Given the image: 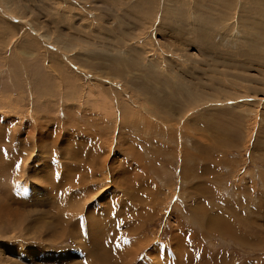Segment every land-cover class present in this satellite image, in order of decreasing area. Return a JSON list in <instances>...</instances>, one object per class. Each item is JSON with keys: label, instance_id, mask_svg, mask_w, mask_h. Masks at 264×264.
Instances as JSON below:
<instances>
[{"label": "rangeland", "instance_id": "1", "mask_svg": "<svg viewBox=\"0 0 264 264\" xmlns=\"http://www.w3.org/2000/svg\"><path fill=\"white\" fill-rule=\"evenodd\" d=\"M263 129L264 0H0V264H264Z\"/></svg>", "mask_w": 264, "mask_h": 264}, {"label": "crops", "instance_id": "2", "mask_svg": "<svg viewBox=\"0 0 264 264\" xmlns=\"http://www.w3.org/2000/svg\"><path fill=\"white\" fill-rule=\"evenodd\" d=\"M256 131H258V130H256ZM260 131V130H259ZM261 132V131H260ZM256 133H258V132H256ZM262 134H263V136H264V129H263V131L261 132ZM260 134V133H259ZM264 139V138H263ZM262 139V137H258V136H256L255 137V139H254V145L252 146V148L254 147V151H253V157L256 159V161L254 160V162H251V164L254 166L253 167V174L251 173V175L253 176L252 178L249 176V174H248V176H247V181L249 180L250 182L252 181V180H260V181H263L264 180V140ZM252 155V153H250V156ZM230 164H228V166H229ZM193 169H194V167H189V166H185V167H182L181 169H180V171L182 170V174H189V173H192L193 172ZM217 170H219V166H218V164H217V162H215L214 160H210V161H208V164H203V166H201V165H198L197 166V169H196V171L197 172H200L201 174H202V176L204 177V178H202V179H200L199 178V180H204L203 182L206 184V185H208L209 186V182H207V181H211V180H216L217 181V179L216 178H214V175H215V172L217 171ZM244 172L246 171V167H245V169L243 170ZM243 172V173H244ZM194 173V172H193ZM246 176V175H245ZM186 177H188V176H186ZM227 180H229V179H227ZM234 180V179H233ZM215 182V181H214ZM213 185V195L214 194H216V195H218L219 194V192H220V189H219V187H218V185L217 184H212ZM231 186H233V188H234V184H228V190L227 191H229L230 192V188H231ZM252 192V191H251ZM225 194H224V197L225 198H229L230 197V195H226V192H224ZM230 194H232V193H230ZM257 194H255V196H256ZM175 198V197H174ZM205 198V197H204ZM259 198H260V201H259V203L261 204V202H263V205H262V207H264V194L263 193H261V195H259ZM203 201H205L204 203H210V201L209 200H203ZM261 207V208H262ZM262 210H263V213H264V209L262 208ZM260 213L262 212V211H259ZM231 221V220H230ZM189 233V232H188ZM190 234V233H189ZM187 238H190V237H188V234H187V236H186Z\"/></svg>", "mask_w": 264, "mask_h": 264}]
</instances>
